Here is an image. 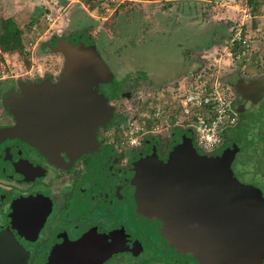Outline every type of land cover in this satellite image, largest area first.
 <instances>
[{"label":"flooded vegetation","instance_id":"1","mask_svg":"<svg viewBox=\"0 0 264 264\" xmlns=\"http://www.w3.org/2000/svg\"><path fill=\"white\" fill-rule=\"evenodd\" d=\"M64 66L39 78L25 72L26 81L9 83L0 100V129L18 122L23 129L0 140V264H203L199 253L169 239L162 216L142 205L135 182L137 164L165 161L182 132L159 128L132 144L125 125L138 100L130 112L121 109L123 98L133 96V81H125L127 97L122 92L107 100L111 117L89 137L73 123L72 92L59 85ZM104 90L96 87L98 94ZM7 94L20 103L18 121L8 111ZM244 122L238 115L232 129ZM189 143L188 152L198 158L219 155L222 146L204 152L193 139ZM215 181L228 200L232 181ZM251 237L260 244L257 234Z\"/></svg>","mask_w":264,"mask_h":264},{"label":"rangeland","instance_id":"2","mask_svg":"<svg viewBox=\"0 0 264 264\" xmlns=\"http://www.w3.org/2000/svg\"><path fill=\"white\" fill-rule=\"evenodd\" d=\"M235 7L250 9L252 18L244 24L253 57L257 60L256 73L251 71L252 63L245 65L242 75L238 72L240 66L234 65L222 70L219 81L237 115L246 112L243 114L246 122L239 126L234 137L231 168L242 183L237 184L245 197L262 203L264 0H0V20L12 18L22 32L24 46L28 42L33 46L25 47L28 56H4L0 64V100L9 83L26 81L25 72L39 78L63 66L64 55L50 49L56 43L72 46L85 62L88 58L99 62L103 68L96 87L110 89L108 85L113 79L118 82L129 75L144 73L145 80L138 82L137 88L132 87L133 96L121 101L120 107L126 113L138 97L143 102L146 98L173 96L185 89L183 78L192 73L197 64L204 65L207 54L228 37L231 22L240 17ZM46 16L51 22H46ZM86 68L93 73L101 70ZM235 84L241 85L240 90ZM129 89L127 84L125 90ZM246 130L250 131L243 136ZM177 136L189 143L194 134ZM217 156L207 158L216 159Z\"/></svg>","mask_w":264,"mask_h":264},{"label":"water","instance_id":"3","mask_svg":"<svg viewBox=\"0 0 264 264\" xmlns=\"http://www.w3.org/2000/svg\"><path fill=\"white\" fill-rule=\"evenodd\" d=\"M50 49L65 57L59 85L75 93L71 96L76 99L72 105L73 123H78L90 137L97 126L110 119L112 112L109 106L98 109L92 92L103 67L91 58L85 62L82 57L84 68L91 66L101 70L93 73L86 68L84 73H76L73 70L78 56L76 49L65 43H56ZM235 88L240 90L241 85L235 84ZM5 97L9 113L18 121L20 103L15 95ZM22 131L21 122L2 128L0 140L19 136ZM188 144L187 140H182L163 162L144 159L137 164L135 182L142 205L151 212H159L169 239L199 253L203 264H257L264 259V200L261 203L246 198L230 174L228 167L234 149L216 159L198 158L190 155ZM217 179L232 181L227 187L231 188L228 200L215 190L218 184L212 180ZM251 232L258 235L261 245L251 237Z\"/></svg>","mask_w":264,"mask_h":264},{"label":"built area","instance_id":"4","mask_svg":"<svg viewBox=\"0 0 264 264\" xmlns=\"http://www.w3.org/2000/svg\"><path fill=\"white\" fill-rule=\"evenodd\" d=\"M237 8L239 20L232 23L228 37L216 49L207 54L204 65L187 74L185 89L169 96L146 98L126 122L128 140L136 144L146 133L159 128H177L194 134V145L204 152L218 149L222 136L231 130L237 120L232 101L219 77L223 69L246 63L253 57L250 40L244 35L245 22L252 18L248 7ZM46 22H51L48 16ZM28 49L33 47L30 42ZM24 46V52L28 49Z\"/></svg>","mask_w":264,"mask_h":264},{"label":"trees","instance_id":"5","mask_svg":"<svg viewBox=\"0 0 264 264\" xmlns=\"http://www.w3.org/2000/svg\"><path fill=\"white\" fill-rule=\"evenodd\" d=\"M250 3V1H249ZM233 25L231 24L230 28ZM245 36L246 33L245 31L243 32ZM54 46H56V44H54ZM12 54H16L18 56H28L27 52H24V44L22 41V32L20 30V28L17 26L16 22L12 19V18H4L0 20V64L3 63L4 61V56L6 55H12ZM75 64L73 67V70L76 71V73H84V69H86V67L84 68L83 63L81 60H83V58L78 55L75 57ZM198 62V61H197ZM196 62V63H197ZM81 63V64H80ZM131 80L133 81L134 87L137 88L138 87V82H140L141 80H145V74L144 73H137L136 75H129V77L121 79L120 81H113L111 82L110 85H108V87H110L109 92L104 90L103 94H98L96 93V86L94 85L92 88V92L95 96L96 99H98V102H100V104L102 105V107H108L106 102L107 100H110L112 98H117L120 99V94L123 92L124 90H121V83L123 84L125 81ZM124 96L127 97V93L125 91V93L123 94ZM139 104V103H138ZM137 104V108L139 107V105ZM240 118H243L244 116H242L241 114L239 115ZM178 130V129H175ZM182 133H190V131L188 130H180ZM238 129H231L228 130L227 132H225L222 136V143H221V148H220V154L221 155H225L228 151H230L233 147H235V140L234 137L237 136L238 133ZM232 132V133H231ZM230 135V137H228ZM227 140V142H226ZM233 177V176H232Z\"/></svg>","mask_w":264,"mask_h":264},{"label":"crops","instance_id":"6","mask_svg":"<svg viewBox=\"0 0 264 264\" xmlns=\"http://www.w3.org/2000/svg\"><path fill=\"white\" fill-rule=\"evenodd\" d=\"M253 53H254V52H253ZM197 63H198V62H197ZM197 63H196V64H197ZM248 63H252L253 66H252L251 71H252L254 74L256 73V72H254V71H255V69H254V64L256 65L257 60L254 59V57H252L250 61H248V62H246V63H241V64H239L240 67H239L238 72H239L241 75H242V74H245V71H244V70H245V65L248 64ZM198 65H199V64H197L196 69L198 68ZM196 69H195V70H196Z\"/></svg>","mask_w":264,"mask_h":264}]
</instances>
